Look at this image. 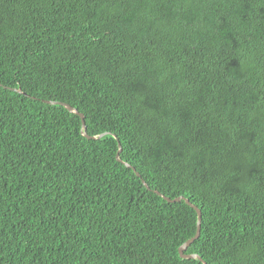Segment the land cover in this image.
Wrapping results in <instances>:
<instances>
[{"label": "trees", "instance_id": "16d2710c", "mask_svg": "<svg viewBox=\"0 0 264 264\" xmlns=\"http://www.w3.org/2000/svg\"><path fill=\"white\" fill-rule=\"evenodd\" d=\"M154 190L264 264V0H0V264H203Z\"/></svg>", "mask_w": 264, "mask_h": 264}, {"label": "water", "instance_id": "95a60500", "mask_svg": "<svg viewBox=\"0 0 264 264\" xmlns=\"http://www.w3.org/2000/svg\"><path fill=\"white\" fill-rule=\"evenodd\" d=\"M3 87H6V86H3ZM8 89L10 90H13V91H17V92H20V89L19 88H14V87H7ZM43 102L45 103H49V104H58V105H62L64 106L69 112H73L75 114H77L81 120V134L84 135L86 138H90V139H95V138H98L100 137L103 133H100L98 135H89L87 134L86 132V125H85V121H84V115L83 113L79 112L76 108H74L73 106H71L70 104L66 103V102H63V101H58V100H50V99H45L43 100ZM121 151V146L118 142V149H117V152H116V159L118 161H121L120 157H119V153ZM124 164L127 166V167H131L134 171H135V174L137 176H140L139 175V172H137L135 170V168L133 166H131L129 163L127 162H124ZM143 184L147 187L148 185L146 184V182L144 180H142ZM157 194H159L163 199H165L166 201L168 202H174V201H180V200H184L186 204H188L189 206H191L195 211H196V216H197V219H196V230H195V233L193 236H191L190 238H188L187 240H185L179 247H178V253L179 255L182 257V258H197L199 259L203 264H206L204 260L201 259V257L196 254V253H185V249L187 248V246H189L193 240H195L198 236H199V232H200V222H201V211L200 209L197 207V205L193 204L188 198H185L184 196L182 195H178V196H175L173 198H170L168 196H165L163 195L162 193H160L159 191L157 190H154Z\"/></svg>", "mask_w": 264, "mask_h": 264}]
</instances>
